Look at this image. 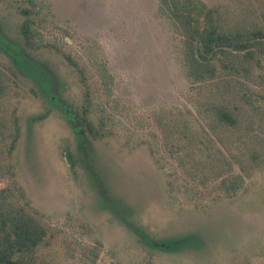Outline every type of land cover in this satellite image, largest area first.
I'll use <instances>...</instances> for the list:
<instances>
[{"label": "rangeland", "instance_id": "obj_1", "mask_svg": "<svg viewBox=\"0 0 264 264\" xmlns=\"http://www.w3.org/2000/svg\"><path fill=\"white\" fill-rule=\"evenodd\" d=\"M202 1L229 20L262 21L264 0ZM1 35L0 68L14 81L2 109L17 120L19 136L0 190L9 188V198L54 233L36 264H264V173L201 204L182 191L171 196L152 156L164 153L158 115L189 110L191 129L204 125L178 35L157 0H0ZM12 54L31 73L44 65L38 82L16 71ZM52 78L57 99L75 111L84 86L96 118L105 111L102 128L79 150L65 114L41 90ZM175 179L188 181L181 171Z\"/></svg>", "mask_w": 264, "mask_h": 264}, {"label": "trees", "instance_id": "obj_2", "mask_svg": "<svg viewBox=\"0 0 264 264\" xmlns=\"http://www.w3.org/2000/svg\"><path fill=\"white\" fill-rule=\"evenodd\" d=\"M157 1L178 35L180 65L196 95L197 119L204 125L191 129L189 110L158 115L164 153L152 150V156L168 177L171 196L182 191L190 201L201 204L216 195L230 197L243 189L245 178L264 173V12L260 22L245 17L229 20L202 0ZM26 27L24 23L21 31L29 39L31 28ZM9 57L16 71L38 82L36 70H43V64L32 66L36 70L31 73L12 58L13 54ZM76 73L83 78L80 68ZM8 83L13 85L14 81L0 68V141L5 142L0 147V173L11 177L19 127L13 115L7 119L3 113ZM56 83L52 78L41 90L45 99L65 114L79 150L89 137L96 136L98 127L102 128L105 111L98 109L97 118L93 114L95 105L87 86L84 101L75 111L71 104L57 99ZM197 145H202L199 154ZM170 160L175 164L169 166ZM175 165L188 179L184 184L175 183L179 172ZM14 189L19 191L18 185L14 184ZM8 191L0 190V264H36L37 250L46 246L54 233L37 212L11 200ZM129 229L146 239L142 231Z\"/></svg>", "mask_w": 264, "mask_h": 264}]
</instances>
